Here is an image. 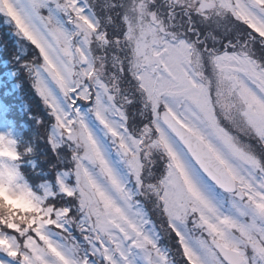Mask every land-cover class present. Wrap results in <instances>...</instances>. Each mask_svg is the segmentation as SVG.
Here are the masks:
<instances>
[{
    "label": "snow or ice",
    "instance_id": "6c2138e0",
    "mask_svg": "<svg viewBox=\"0 0 264 264\" xmlns=\"http://www.w3.org/2000/svg\"><path fill=\"white\" fill-rule=\"evenodd\" d=\"M0 15L31 53L7 75L47 117L0 131V264H264V0Z\"/></svg>",
    "mask_w": 264,
    "mask_h": 264
},
{
    "label": "rangeland",
    "instance_id": "374dc122",
    "mask_svg": "<svg viewBox=\"0 0 264 264\" xmlns=\"http://www.w3.org/2000/svg\"><path fill=\"white\" fill-rule=\"evenodd\" d=\"M0 17H3V16H0ZM3 23L4 24H7L5 22V18L3 17ZM11 35L14 37V39L16 40L17 42V47H18V50H19V55L18 57L20 58V61H25V60H28L31 58V53L28 51L27 49V46L25 44V42L23 40H21L19 37H17L15 34H14V28L11 27ZM9 47V44H7L6 42L3 43V45H0V51L3 52L4 54H6V49ZM11 47H9L10 49ZM40 99V98H39ZM42 110L45 111V107L42 103ZM46 115V113H45ZM11 128V125L10 123L8 122L7 123V126L6 127H2L0 128V131H7L8 128ZM55 158V157H54Z\"/></svg>",
    "mask_w": 264,
    "mask_h": 264
},
{
    "label": "trees",
    "instance_id": "16d2710c",
    "mask_svg": "<svg viewBox=\"0 0 264 264\" xmlns=\"http://www.w3.org/2000/svg\"><path fill=\"white\" fill-rule=\"evenodd\" d=\"M0 30L3 31V27H2V19L0 18ZM3 36V39L9 43V45L11 46V49H13V45L11 44V40L7 38V34L6 33H3L2 34ZM13 42V41H12ZM13 57V56H12ZM25 77V75L23 74V78ZM35 97V96H34ZM34 97H30L31 99L35 100Z\"/></svg>",
    "mask_w": 264,
    "mask_h": 264
}]
</instances>
